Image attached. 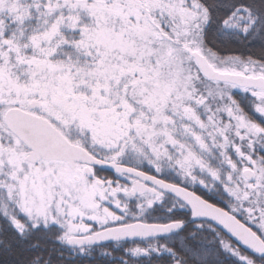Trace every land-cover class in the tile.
<instances>
[{
  "label": "snow or ice",
  "instance_id": "obj_1",
  "mask_svg": "<svg viewBox=\"0 0 264 264\" xmlns=\"http://www.w3.org/2000/svg\"><path fill=\"white\" fill-rule=\"evenodd\" d=\"M0 264H264V0H0Z\"/></svg>",
  "mask_w": 264,
  "mask_h": 264
}]
</instances>
